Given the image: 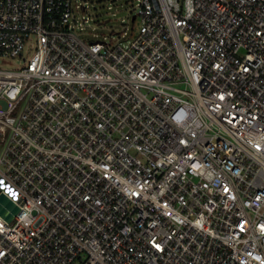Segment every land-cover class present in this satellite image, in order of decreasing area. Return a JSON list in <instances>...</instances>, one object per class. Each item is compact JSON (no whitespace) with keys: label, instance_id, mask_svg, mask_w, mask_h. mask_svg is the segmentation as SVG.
Wrapping results in <instances>:
<instances>
[{"label":"built area","instance_id":"built-area-1","mask_svg":"<svg viewBox=\"0 0 264 264\" xmlns=\"http://www.w3.org/2000/svg\"><path fill=\"white\" fill-rule=\"evenodd\" d=\"M74 2L0 0V264H264V0Z\"/></svg>","mask_w":264,"mask_h":264},{"label":"rangeland","instance_id":"rangeland-1","mask_svg":"<svg viewBox=\"0 0 264 264\" xmlns=\"http://www.w3.org/2000/svg\"><path fill=\"white\" fill-rule=\"evenodd\" d=\"M138 0H77L74 2V12L77 19L75 32L85 41L112 40L127 44L139 33L141 21H132L138 10ZM79 5V7H77ZM83 5L86 9H83ZM36 39L33 38L25 45V56L31 57ZM0 67L17 69L19 58H0Z\"/></svg>","mask_w":264,"mask_h":264},{"label":"water","instance_id":"water-1","mask_svg":"<svg viewBox=\"0 0 264 264\" xmlns=\"http://www.w3.org/2000/svg\"><path fill=\"white\" fill-rule=\"evenodd\" d=\"M20 208L6 195L0 193V215L8 222H11L19 213Z\"/></svg>","mask_w":264,"mask_h":264}]
</instances>
